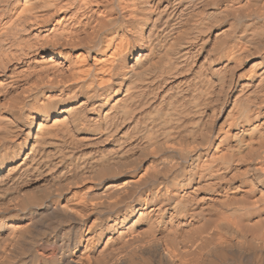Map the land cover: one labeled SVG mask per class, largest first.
<instances>
[{
	"label": "bare ground",
	"instance_id": "6f19581e",
	"mask_svg": "<svg viewBox=\"0 0 264 264\" xmlns=\"http://www.w3.org/2000/svg\"><path fill=\"white\" fill-rule=\"evenodd\" d=\"M0 264H264V0H0Z\"/></svg>",
	"mask_w": 264,
	"mask_h": 264
}]
</instances>
